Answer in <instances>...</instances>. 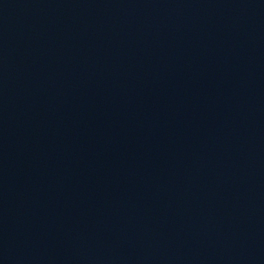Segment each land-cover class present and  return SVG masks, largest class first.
Segmentation results:
<instances>
[{
	"label": "water",
	"instance_id": "water-1",
	"mask_svg": "<svg viewBox=\"0 0 264 264\" xmlns=\"http://www.w3.org/2000/svg\"><path fill=\"white\" fill-rule=\"evenodd\" d=\"M0 264H264V0H0Z\"/></svg>",
	"mask_w": 264,
	"mask_h": 264
}]
</instances>
